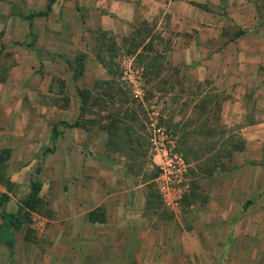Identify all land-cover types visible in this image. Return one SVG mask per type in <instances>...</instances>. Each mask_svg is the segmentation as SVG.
<instances>
[{
  "label": "rangeland",
  "instance_id": "rangeland-1",
  "mask_svg": "<svg viewBox=\"0 0 264 264\" xmlns=\"http://www.w3.org/2000/svg\"><path fill=\"white\" fill-rule=\"evenodd\" d=\"M123 1L131 20L120 18L119 0H0V221L21 206L30 181L40 184L11 248L0 245V264L87 259L72 245L93 242L87 230H109L113 264L123 249L126 264L139 245L157 253L174 234L207 258L264 245L263 157L244 154L238 113L221 116L233 99L218 89L225 69L218 78L198 59L222 53L252 17L260 43L246 63L264 72L255 57L264 52V0ZM176 6L179 19L167 13ZM204 10L219 35L205 31L207 50L187 27ZM246 78L259 97L264 73ZM253 94L243 98H254L249 114Z\"/></svg>",
  "mask_w": 264,
  "mask_h": 264
},
{
  "label": "crops",
  "instance_id": "crops-1",
  "mask_svg": "<svg viewBox=\"0 0 264 264\" xmlns=\"http://www.w3.org/2000/svg\"><path fill=\"white\" fill-rule=\"evenodd\" d=\"M232 1V0H230ZM120 2V18L131 20L134 16V9H129L127 3L125 1ZM243 0H237L238 3H242ZM171 4V5H170ZM130 5V4H129ZM176 3H164V7L168 9L170 6H175ZM239 5V4H238ZM174 8V10H168L167 13H170L172 18L183 17L184 14H180V8L178 9ZM190 9H193V14L196 15L195 11L197 8L191 7ZM244 8L238 7L237 10H241ZM132 10V11H131ZM140 12L145 13L146 11L143 9L138 8ZM127 12H131L129 16H127ZM175 12L177 15H175ZM202 18L200 14H198L197 20H191L187 19L188 28L194 27L197 29V32L195 34V37L192 39V43H203L204 48L207 50L208 47H213L210 43H213L212 37H219L218 35V29L216 26L209 27L210 23L207 22L206 15L208 14L207 11H202ZM236 21V24L239 25L241 23L242 18L239 20V18H234ZM250 26H247L248 28L244 30L245 32L238 35L234 41L228 43L226 45V48L222 50V53H218L216 50L214 52H209L207 55L199 56L198 59H200L201 62L205 63H211L215 66L216 70L218 71V78H221L222 75L224 78L222 80L224 81V85L218 89H224L226 91H232V97L230 100H227L222 104L220 113L221 116L229 117V110L231 113H238V119H240L242 122L246 123V125L241 129V137L245 141V150L244 154L247 155H255L262 156L264 161V115L259 114L257 112V109H259L260 105L263 107L260 100L264 98V90L263 93L258 97V93L262 90L258 85H254L253 88H250V85L246 82V77L250 75L251 73H264L262 71H259V68L257 66H249L246 63L247 59H250L252 55H256L258 52L256 48L257 44L260 43L259 34L255 32V20L251 17ZM197 26V27H196ZM210 31V33L214 34L212 37H210V40L206 41V34ZM246 43V44H244ZM242 45H247L242 48ZM201 47V46H200ZM199 47V48H200ZM213 51V50H211ZM257 58H262L264 63V52H260L259 55L255 56ZM238 59L237 63L235 60ZM264 64H262L263 66ZM255 68V69H254ZM221 69H225L222 71V75L219 72ZM254 69V70H253ZM227 70V72H226ZM225 71V72H224ZM224 72V73H223ZM216 74V75H217ZM205 75V68L203 67L199 71V76L202 79V77ZM259 88V89H258ZM261 89V90H260ZM254 90L253 97H257V100L255 101V110L251 111L254 112V114H249L250 107L253 103L254 98H252V101L250 103L246 102V99L244 98L245 93H249L250 91ZM241 96H240V95ZM260 102V104H259ZM260 109H263L261 108ZM261 112H264V110H261ZM260 116V117H259ZM259 117V118H258ZM245 167H250L249 162H245ZM261 169L264 170V166L261 167ZM260 170V168L258 169ZM252 183V182H251ZM250 185V183L248 184ZM247 203H244V207L249 203V201H246ZM126 211V210H124ZM264 210L261 211V215L263 214ZM129 213V212H127ZM258 215V214H257ZM257 218L254 219V221ZM119 232L126 231V222H124L123 227L120 225ZM264 230V227L263 229ZM109 230H87V237L91 239L93 242H89L86 246L78 244H72L76 248L83 247V250L86 252L85 255L81 260H72L71 257H68L64 261H54V264H113L112 261L106 256L104 250H106V244L104 243L106 234ZM150 230H141V233H148ZM136 233H138V230H136ZM182 237L180 241H176L175 234L172 235L164 244H160V250H158L157 253H155L156 248L154 247L151 251L147 250L144 251V248L142 249V246L139 245L138 248L134 249L136 253V258L134 260V263L131 264H149V261L151 264H264V245L262 248H257L258 250H254V247L251 245H248L246 250H239L238 247L235 248V246H231V248L228 250L226 249L224 253L221 255L220 258H207L204 255V250L200 249L199 245H196L194 248L186 249L182 246ZM101 242V243H98ZM98 243V244H96ZM198 246V247H197ZM125 247V246H124ZM108 249V248H107ZM72 251L73 254V250ZM146 252V253H144ZM149 256V258H148ZM197 256V257H196ZM205 257V258H204ZM229 257V259H228ZM127 251L126 249H123V252L120 253V256L118 260L114 264H126L128 261ZM71 260V261H70Z\"/></svg>",
  "mask_w": 264,
  "mask_h": 264
},
{
  "label": "trees",
  "instance_id": "trees-1",
  "mask_svg": "<svg viewBox=\"0 0 264 264\" xmlns=\"http://www.w3.org/2000/svg\"><path fill=\"white\" fill-rule=\"evenodd\" d=\"M47 11H49V6H47ZM78 96L80 100H83V95H81L80 91H78ZM82 100L81 106L83 105ZM80 109H82V107H80ZM51 139H53V135ZM39 189L40 184L38 182L30 181L29 192L22 201L21 206H19L15 212L2 215L0 221V245H5L7 248H11L14 232L19 229L23 222L29 219L37 205V194Z\"/></svg>",
  "mask_w": 264,
  "mask_h": 264
}]
</instances>
